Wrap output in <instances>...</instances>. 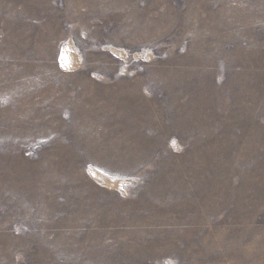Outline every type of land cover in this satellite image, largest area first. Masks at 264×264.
I'll use <instances>...</instances> for the list:
<instances>
[{
	"label": "rangeland",
	"instance_id": "1",
	"mask_svg": "<svg viewBox=\"0 0 264 264\" xmlns=\"http://www.w3.org/2000/svg\"><path fill=\"white\" fill-rule=\"evenodd\" d=\"M0 264H264V0H0Z\"/></svg>",
	"mask_w": 264,
	"mask_h": 264
}]
</instances>
